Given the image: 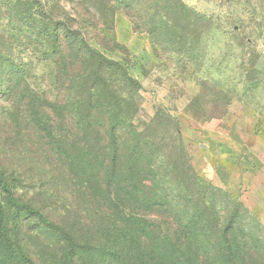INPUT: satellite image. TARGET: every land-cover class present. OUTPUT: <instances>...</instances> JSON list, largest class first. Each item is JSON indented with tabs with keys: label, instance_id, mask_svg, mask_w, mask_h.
<instances>
[{
	"label": "rangeland",
	"instance_id": "rangeland-1",
	"mask_svg": "<svg viewBox=\"0 0 264 264\" xmlns=\"http://www.w3.org/2000/svg\"><path fill=\"white\" fill-rule=\"evenodd\" d=\"M49 19L78 30L140 86L119 161L131 147L150 157L123 166L112 187L105 152L97 169L75 124L96 74L70 49L77 36L49 42ZM0 164L17 196L53 223L16 216L0 186V215L28 259L0 252V264H153L157 235L177 232L152 199L173 188L189 215L206 208L207 252L231 223L243 264H264V0H0Z\"/></svg>",
	"mask_w": 264,
	"mask_h": 264
},
{
	"label": "trees",
	"instance_id": "trees-1",
	"mask_svg": "<svg viewBox=\"0 0 264 264\" xmlns=\"http://www.w3.org/2000/svg\"><path fill=\"white\" fill-rule=\"evenodd\" d=\"M49 42L55 41L62 43L69 35L77 36L75 41L69 47L76 53L86 55V62L81 61L83 70L90 71L96 74L95 79L87 81L84 89L83 108L80 112L82 120L75 122L76 127L83 128L89 134L91 142L89 149L94 154L89 158L91 164L96 167L98 163V153L105 152V157L108 158L111 171L106 172L105 183L113 186L112 181L119 178L120 171L126 165L127 169H131L133 162L137 161L139 156L145 158L150 157L149 153L142 148L131 147L128 160L123 164L120 163V155L126 153L123 146V124L132 122L137 111V92L140 88L138 81L131 77L126 69L118 62L109 60L98 53L89 45L88 40L79 33L78 30L72 29L65 23L56 22L49 19ZM61 25V27H60ZM62 37V39H60ZM78 39V40H77ZM57 67L55 80L57 88L61 89V61H53ZM89 64V65H88ZM90 73H83L82 79L85 80ZM53 104H58L60 94L53 100ZM225 112L219 115H212L209 118H219ZM78 114L76 113V116ZM221 115V116H220ZM79 116V115H78ZM87 120V121H84ZM109 120L110 123L108 122ZM129 149V147H128ZM127 157V156H126ZM76 160V159H75ZM135 160V161H134ZM84 161V166L87 167V161ZM98 169V167H96ZM132 170V169H131ZM127 181H129L127 179ZM196 181L200 183L201 180ZM0 186L5 192L7 198L14 206L16 216L20 213L29 217L33 221H37L43 226L51 227L53 225L50 217L41 209L34 207L28 201H22L16 194L15 182L9 172L0 164ZM177 190V193L175 191ZM179 189H172L169 194L162 197L154 196L152 200L157 198L156 204L173 220L174 230L177 232L176 237H171L169 233L157 235V245L155 249L150 251L153 264H243L244 256L246 255L245 246L243 243L236 241L230 237L234 228L231 223L225 226L219 232L218 247L214 253L207 252L203 246V230L204 221L203 213L188 214V205L178 198ZM151 205V198L148 202ZM234 218V217H233ZM6 214L0 215V252L3 256L15 255L20 259L28 261L22 250L18 248L8 235V227ZM149 230V226L145 227ZM179 231V232H178ZM179 233V234H178ZM128 235V234H126ZM67 259L72 260L73 254L69 249L66 253Z\"/></svg>",
	"mask_w": 264,
	"mask_h": 264
}]
</instances>
